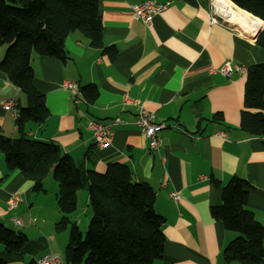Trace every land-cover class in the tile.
<instances>
[{"label":"crops","instance_id":"obj_1","mask_svg":"<svg viewBox=\"0 0 264 264\" xmlns=\"http://www.w3.org/2000/svg\"><path fill=\"white\" fill-rule=\"evenodd\" d=\"M143 1L100 0L103 43L117 49L114 59L92 47L79 31L66 39V61L33 53L34 85L45 94L50 117L44 124L28 122L26 135L57 142L75 162L99 172L109 163H126L135 181L153 187L166 237L163 256L153 264H243L225 261L223 250L238 233L216 220L211 209L222 203L227 182L241 177L251 184L247 209L264 228V136L239 126L246 70L264 62V48L256 43L264 20L258 17L262 22L253 28L231 18L210 25V6L156 0L168 1V7L147 25L132 11L133 4ZM4 52L1 49L0 61ZM227 63L232 66L229 75L222 72ZM65 80L96 84L98 98L90 104L81 96L76 102V94L62 87ZM126 95L137 104L125 103ZM8 98L26 103L22 91L0 71V129L15 137V117L2 107ZM139 104L168 125L159 133L158 150L149 149L135 124ZM218 112L223 122L208 120ZM117 117L121 122L113 125L111 145L96 146L88 121ZM6 172L0 151V223L24 232L28 241L18 252L0 244V258L31 264L50 253L64 257L71 225L56 229L61 212L53 175L45 177L43 190L37 191L22 172ZM172 191L179 193L178 200L170 196ZM12 193L22 200L9 210L6 201ZM91 216L89 192L81 189L71 222L85 232Z\"/></svg>","mask_w":264,"mask_h":264},{"label":"trees","instance_id":"obj_2","mask_svg":"<svg viewBox=\"0 0 264 264\" xmlns=\"http://www.w3.org/2000/svg\"><path fill=\"white\" fill-rule=\"evenodd\" d=\"M185 1L206 8L210 3ZM234 2L264 20V0ZM99 5L100 0H0V46L7 44L0 71L22 91L26 101L18 105L15 98H8L16 102L18 135L10 137L0 129V151L7 166L6 176L20 171L32 181L34 190H43V180L53 175L61 212L56 229L71 225L63 257L66 264H153L163 256L166 242L165 219L155 210L153 187L135 181L126 163L112 162L99 172L75 162L57 142L26 135L28 122L44 124L50 117L46 96L34 85L33 53L66 61V39L71 32L79 31L92 47L103 49L112 59L116 57L117 49L103 43ZM256 43L264 48V29ZM79 92L76 97L82 96L90 104L99 95L93 83L79 86ZM208 120L223 122V115L218 112ZM239 126L250 134L264 136V62L246 70ZM250 187L246 179L233 177L223 187L222 203L211 209L216 220L238 233L223 250L225 261L263 262L264 228L247 209ZM85 188L92 216L83 232L70 217L77 209L78 191ZM27 241L24 232L0 223V244L7 251H20ZM0 264L9 263L0 258Z\"/></svg>","mask_w":264,"mask_h":264},{"label":"built area","instance_id":"obj_3","mask_svg":"<svg viewBox=\"0 0 264 264\" xmlns=\"http://www.w3.org/2000/svg\"><path fill=\"white\" fill-rule=\"evenodd\" d=\"M221 3L217 0H210V10L208 13V19L210 25H215L226 21L229 19L224 15L222 7L219 5ZM222 5V4H221ZM168 7L167 2H157L156 0H145L141 3H135L132 5L133 15L136 19L142 20L145 24L151 25L153 17L159 13H162ZM237 70H243V67L236 66ZM232 71V66L230 63H227L223 68L222 72L225 75H229ZM62 87L67 91H70L75 94H80L79 86L76 82L71 80H65L62 83ZM76 100V102H78ZM124 102L130 104H137V101L131 99L128 95L124 96ZM16 102L14 99H6L2 102V107L5 111H11L14 117H17V110L15 108ZM121 122L120 118H115L109 122H104L100 120L90 119L87 123V127L92 132L94 143L98 147H108L111 145L113 140V125ZM135 124L139 127L141 132L146 136L148 140V147L151 150H158L161 144V139L159 133L167 124L160 122L157 119V116L154 111L147 109L144 105L139 104V109L136 114ZM170 196L174 200L179 199V193L177 191H172ZM22 200L21 196L18 193H12L6 201L7 208L9 210L15 209L19 202ZM17 224L20 223L19 219H16ZM64 258L60 254L50 253L39 260L37 264H62Z\"/></svg>","mask_w":264,"mask_h":264},{"label":"bare ground","instance_id":"obj_4","mask_svg":"<svg viewBox=\"0 0 264 264\" xmlns=\"http://www.w3.org/2000/svg\"><path fill=\"white\" fill-rule=\"evenodd\" d=\"M223 1V2H222ZM217 0L221 4L219 7H222V11L224 15L231 18L234 23H237L243 27H251L257 26L258 23H261V19L258 16L254 15L251 12L243 9L233 0Z\"/></svg>","mask_w":264,"mask_h":264},{"label":"rangeland","instance_id":"obj_5","mask_svg":"<svg viewBox=\"0 0 264 264\" xmlns=\"http://www.w3.org/2000/svg\"><path fill=\"white\" fill-rule=\"evenodd\" d=\"M210 1V0H209ZM209 6H210V3H209ZM5 48V51H6V48H7V44H4V45H2V46H0V51H1V49H4ZM5 53V52H4ZM4 56V55H3ZM3 58V57H2ZM2 60V59H1ZM51 177V179L53 178L52 176H50Z\"/></svg>","mask_w":264,"mask_h":264},{"label":"water","instance_id":"obj_6","mask_svg":"<svg viewBox=\"0 0 264 264\" xmlns=\"http://www.w3.org/2000/svg\"><path fill=\"white\" fill-rule=\"evenodd\" d=\"M228 22V20H226Z\"/></svg>","mask_w":264,"mask_h":264}]
</instances>
